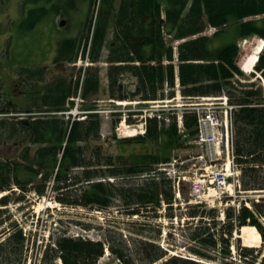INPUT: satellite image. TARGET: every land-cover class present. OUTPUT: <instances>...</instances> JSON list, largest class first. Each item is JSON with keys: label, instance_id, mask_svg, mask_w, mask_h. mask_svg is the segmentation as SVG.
Returning <instances> with one entry per match:
<instances>
[{"label": "trees", "instance_id": "obj_1", "mask_svg": "<svg viewBox=\"0 0 264 264\" xmlns=\"http://www.w3.org/2000/svg\"><path fill=\"white\" fill-rule=\"evenodd\" d=\"M93 1L25 0L24 5L44 6L29 10L22 26L32 31L51 13L66 17L78 10L82 2H89L91 8ZM102 4L95 25L92 59L100 62L107 47L106 61L111 64L107 73L110 97H116L120 76L130 73L138 79L144 100L164 98L166 84L170 88L175 86L176 67L184 97L226 95L231 104L239 106L233 113L234 146L237 162L242 167L243 189L263 190L264 107L261 105L264 91L258 83L241 81L247 77L238 66L241 54L238 43L219 44V39L228 27H234L238 39H264V0H102ZM211 27L219 31L211 37L201 36ZM111 29L113 40L107 43ZM2 34L0 24V36ZM176 41L182 43L178 47L179 61L175 66L172 43ZM80 43L77 38L65 39L60 44L55 63H74L79 56ZM164 61L170 64L164 65ZM136 62L141 63L140 66L135 65ZM263 70L264 52L257 66V71ZM24 71L31 82L25 111L18 109L16 104L10 111V104L0 100V113H12V110L33 113L36 103L49 113L67 109V100L73 93L70 78L61 75L48 82L44 68H25ZM100 82V70H89L85 87L87 98L99 93ZM2 90L0 83V92ZM34 94L38 96L34 97ZM168 96L173 97L174 92ZM185 126L190 136L196 135L195 114L186 113ZM101 128L102 118L96 114L86 122L73 123L58 116L30 117L28 121L12 117L0 121V142L29 139L28 147L20 153L18 160H0V190L19 189L21 194L15 199L18 203L24 202L31 193L42 198L47 195L54 177L52 189L57 194L56 200L65 207L99 211L122 207L129 215H136L149 207L159 209L165 202L167 210H171L175 196L170 180L150 179L141 183L132 180L153 169V164L170 160L169 150L181 145L176 126L159 131L157 122L151 121L147 139L138 143L160 141L161 135L165 136L164 141L156 143L160 146L156 152L135 155L136 160L132 163L122 156L104 153L98 143ZM36 146L33 153L31 148ZM112 178L116 179L114 183L109 181ZM10 201L11 196H6L0 204L6 207ZM186 215L198 219V223H187V232L183 235L191 244L187 245V251L208 263L235 264L232 240L234 232H240L242 227L258 229L264 240L261 222L264 221V203H254L253 211L244 206L238 213L228 209L226 223L222 226H218V212L214 209L190 206ZM167 216L170 219L176 217L173 214ZM11 218L8 210L0 209V227ZM208 219L212 224H207ZM10 226V230L0 232L2 237L5 236L0 240V264H26L28 240L18 225ZM83 227L90 230V226ZM126 232L110 226L103 229L102 240L98 241L61 235L45 246L40 264H55L57 259L63 264H98L107 250L110 256L105 264H203L169 256L168 251L156 242L157 237L148 233V225L144 223L133 222L131 228L126 227ZM235 246L244 264H264L261 251L242 247L240 240H236Z\"/></svg>", "mask_w": 264, "mask_h": 264}, {"label": "rangeland", "instance_id": "obj_2", "mask_svg": "<svg viewBox=\"0 0 264 264\" xmlns=\"http://www.w3.org/2000/svg\"><path fill=\"white\" fill-rule=\"evenodd\" d=\"M25 0H0V23L2 25L3 34L0 36V81L1 85L5 88L4 97L16 102L15 99L18 96H25V94L18 95L19 92H23L27 86L25 79H20L18 76V70L23 67L35 68L37 66L47 67V80H53L58 76H66L72 78L78 71L74 64L70 63H58L53 64L56 53L59 54V46L62 41L69 38H74L77 35L85 36L88 33V28L85 26L86 17L89 13L91 16L92 7L90 8L89 2L81 4L78 11H72L71 15L63 17L56 16L51 13L47 16L33 31H27L22 26L23 20L27 16V12L31 9L44 6V4H31L24 5ZM24 5V6H23ZM90 9V10H89ZM26 15V16H25ZM62 20L66 21L64 27L60 26ZM234 27L226 28L223 36L219 39V44L228 43L231 41H237L240 44L241 60L243 63L245 59L252 53L253 48L258 44H261L260 39L253 38L246 41H241L236 38ZM216 30H209L208 35H212ZM108 41L111 38L108 37ZM8 44L10 47L8 48ZM108 55V49L104 50L103 61L106 62ZM98 69V68H97ZM100 69V67H99ZM96 71V70H95ZM103 73V70H100ZM106 74L105 70L104 73ZM21 76V75H20ZM108 80L106 75L102 76V84L100 88L99 98L102 99L99 106L104 111L103 115L109 109H112V104L107 96ZM2 99V95H0ZM4 100V99H3ZM21 106L25 104L19 99ZM6 101V100H5ZM11 104V102H10ZM12 107V104H11ZM24 109V108H22ZM110 118L106 120L103 126V137L98 142L102 145L105 154L113 156H122L126 162H135V155H142L154 151V144H121L116 141L112 134L115 133L114 121ZM116 134V133H115ZM191 139H180L181 145L178 146L176 155L182 158L191 159L194 156L202 153V150L192 143L189 144ZM29 145V139H23L20 141L0 142V160L15 161L20 158V153L25 150ZM33 153L36 151V147H32ZM134 157V158H133ZM198 167H186L185 169L190 171L188 176H193ZM204 168V167H200ZM210 178H208L209 182ZM191 185L186 182L185 190L182 194L181 207L180 204H176L168 213L173 215H182L186 212L187 203L185 200H191ZM10 192L7 191L6 195ZM2 195V191H0ZM20 192H12L11 201L7 207H1L0 209L8 210V215H11V221L0 227V232L4 229L11 227V224L18 225L19 228H23L25 232L31 235V242L27 253V260L32 264H38L41 259V253L44 246L47 243L52 242V238H57L61 235L67 234L70 236L78 237L84 236L91 239H100L102 229L107 227H119L124 229L128 226L131 228V223H147L148 233L157 237L158 243L161 245H171V247H181L188 245V241L184 238L182 225L180 221L170 222L165 217L166 212L163 210L157 214L153 211H145L142 217L129 218L125 209L117 207L107 212L89 211L79 208H71L60 205L56 200V192L48 189L47 196L45 198L38 197L35 193H31L25 198L24 202H16L15 199L19 196ZM204 204L212 209L215 207L220 215L219 220L222 221V214L226 209L235 207L239 202L255 200L254 195L235 194L236 201H232L229 193H220L222 195V203L218 200L219 194L216 199L212 200L214 192L206 188L204 192ZM2 197V196H1ZM227 197V198H226ZM130 221V222H129ZM223 223V222H222ZM90 226V231H85L83 226ZM258 231V230H257ZM255 231L251 227H244L241 230V234H236L235 239L241 237V243L243 246L253 247L258 251L264 253V241L259 232ZM191 245V244H190ZM183 251L179 250V253ZM235 264H244L240 261L236 254ZM58 264V263H57Z\"/></svg>", "mask_w": 264, "mask_h": 264}, {"label": "built area", "instance_id": "obj_3", "mask_svg": "<svg viewBox=\"0 0 264 264\" xmlns=\"http://www.w3.org/2000/svg\"><path fill=\"white\" fill-rule=\"evenodd\" d=\"M203 112L201 113L200 118V126H201V134L199 137L198 144L202 146H206L208 150L209 161L214 162L219 160V158L215 157V155H221L222 151H215V149H220L221 146L226 143V149L228 153V160H230V130L226 121H222L219 117L218 110L221 108L217 106L216 103L211 102L206 104L203 107ZM224 128V130H223ZM203 159V157H201ZM234 157L232 158V162ZM231 163V162H229ZM173 167L174 164H173ZM209 168L206 169V174L202 175L204 178L210 177V184H215L216 182L220 185H225L227 174H223L222 170H220L218 165L208 166ZM164 171H167L169 175L177 174L174 170H168L167 168H163ZM239 172L236 170V166L233 165V170L230 171L229 169V177L232 176L234 178L233 184L231 185L233 188L240 187V182L238 180ZM186 179V177H184ZM207 181V180H204ZM196 193L201 192V188H195ZM262 195H258L257 197H263L264 191L261 193Z\"/></svg>", "mask_w": 264, "mask_h": 264}, {"label": "bare ground", "instance_id": "obj_4", "mask_svg": "<svg viewBox=\"0 0 264 264\" xmlns=\"http://www.w3.org/2000/svg\"><path fill=\"white\" fill-rule=\"evenodd\" d=\"M261 46H262V43L261 44H258L257 46H255L254 48H253V51H252V53L245 59V61H244V65L246 66L245 67V69L247 70V71H251L252 70V68L257 64V62H258V56L261 54ZM260 105V104H259ZM229 106H230V103H229ZM262 107H264V102L262 103V105H261ZM238 108V107H237ZM236 108V109H237ZM235 109V110H236ZM234 110V111H235ZM234 111H233V113H234ZM235 134V133H234ZM241 167V166H240ZM244 229V228H243ZM261 235V234H260ZM262 237V236H261ZM246 246V245H245ZM246 247H249V246H246ZM250 248H253V247H250Z\"/></svg>", "mask_w": 264, "mask_h": 264}, {"label": "water", "instance_id": "obj_5", "mask_svg": "<svg viewBox=\"0 0 264 264\" xmlns=\"http://www.w3.org/2000/svg\"><path fill=\"white\" fill-rule=\"evenodd\" d=\"M62 26H64L65 25V22H62V24H61Z\"/></svg>", "mask_w": 264, "mask_h": 264}]
</instances>
